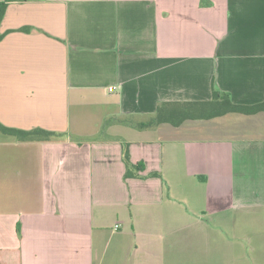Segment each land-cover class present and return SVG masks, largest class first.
Wrapping results in <instances>:
<instances>
[{
  "label": "crops",
  "instance_id": "obj_1",
  "mask_svg": "<svg viewBox=\"0 0 264 264\" xmlns=\"http://www.w3.org/2000/svg\"><path fill=\"white\" fill-rule=\"evenodd\" d=\"M0 32V122L63 134L0 132V264H264V111L138 127L264 101V0H17Z\"/></svg>",
  "mask_w": 264,
  "mask_h": 264
},
{
  "label": "trees",
  "instance_id": "obj_2",
  "mask_svg": "<svg viewBox=\"0 0 264 264\" xmlns=\"http://www.w3.org/2000/svg\"><path fill=\"white\" fill-rule=\"evenodd\" d=\"M10 1L17 0H0V23L2 21L6 6ZM28 30V28H23ZM3 33L0 32V40L3 38ZM161 103L158 108L156 115L150 121L146 123L138 124L139 128L153 127L162 122H170L177 126L186 119H208L216 116H220L229 112H238L243 114H254L259 111H264V101L253 105H242L235 104L231 101L229 94L220 92L212 88V98L209 101H193V102H182L174 104L172 110L166 111L164 105ZM0 132L3 134L12 136L18 141H50L52 139L60 138L63 134L43 128L35 127L29 130L8 127L0 122ZM124 162L126 164V171L124 177H131L134 174L130 168H136L141 170L144 167L139 166V163L132 165L129 160V152L127 146H124L123 152ZM153 175H158L154 173Z\"/></svg>",
  "mask_w": 264,
  "mask_h": 264
},
{
  "label": "built area",
  "instance_id": "obj_3",
  "mask_svg": "<svg viewBox=\"0 0 264 264\" xmlns=\"http://www.w3.org/2000/svg\"><path fill=\"white\" fill-rule=\"evenodd\" d=\"M115 89H116L115 86H109V87H108V90H109L110 92L114 91Z\"/></svg>",
  "mask_w": 264,
  "mask_h": 264
}]
</instances>
